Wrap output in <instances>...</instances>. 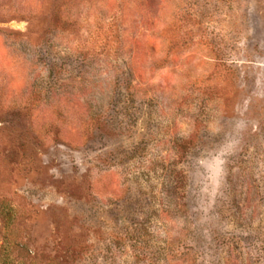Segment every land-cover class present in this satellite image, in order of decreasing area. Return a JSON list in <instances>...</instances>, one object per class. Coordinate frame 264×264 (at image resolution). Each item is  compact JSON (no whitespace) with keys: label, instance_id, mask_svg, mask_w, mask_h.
Returning a JSON list of instances; mask_svg holds the SVG:
<instances>
[{"label":"rangeland","instance_id":"obj_1","mask_svg":"<svg viewBox=\"0 0 264 264\" xmlns=\"http://www.w3.org/2000/svg\"><path fill=\"white\" fill-rule=\"evenodd\" d=\"M0 264H264V0H0Z\"/></svg>","mask_w":264,"mask_h":264},{"label":"trees","instance_id":"obj_2","mask_svg":"<svg viewBox=\"0 0 264 264\" xmlns=\"http://www.w3.org/2000/svg\"><path fill=\"white\" fill-rule=\"evenodd\" d=\"M14 212H15V210L10 205V203H8L6 201H0V215H2L5 218L7 226L11 225V222H12V220L14 218V214H15ZM2 264H15L12 257H11V253L8 250V248H6V250H5V254L3 257Z\"/></svg>","mask_w":264,"mask_h":264}]
</instances>
